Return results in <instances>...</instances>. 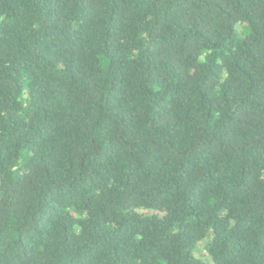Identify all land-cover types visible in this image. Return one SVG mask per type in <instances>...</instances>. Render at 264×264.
Here are the masks:
<instances>
[{"label":"trees","instance_id":"16d2710c","mask_svg":"<svg viewBox=\"0 0 264 264\" xmlns=\"http://www.w3.org/2000/svg\"><path fill=\"white\" fill-rule=\"evenodd\" d=\"M0 264H264V0H0Z\"/></svg>","mask_w":264,"mask_h":264},{"label":"rangeland","instance_id":"374dc122","mask_svg":"<svg viewBox=\"0 0 264 264\" xmlns=\"http://www.w3.org/2000/svg\"><path fill=\"white\" fill-rule=\"evenodd\" d=\"M237 31H238V32H241V31H242V27H241L240 25L237 26ZM200 253H204V251H203V247H202V246L199 247V250H198L197 255H199Z\"/></svg>","mask_w":264,"mask_h":264}]
</instances>
